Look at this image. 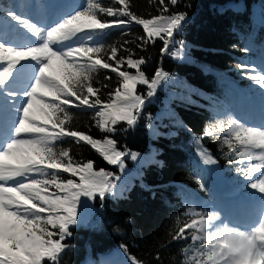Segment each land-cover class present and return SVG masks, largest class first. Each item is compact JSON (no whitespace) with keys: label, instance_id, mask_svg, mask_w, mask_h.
<instances>
[{"label":"snow or ice","instance_id":"obj_1","mask_svg":"<svg viewBox=\"0 0 264 264\" xmlns=\"http://www.w3.org/2000/svg\"><path fill=\"white\" fill-rule=\"evenodd\" d=\"M178 2L157 0L158 14L145 18L131 10V0H110L109 5L83 0L43 26L15 6L7 10L9 24L0 27V264H60L69 247L65 240L79 224L81 198L103 200L117 187L119 176L96 170L90 159H74L68 148L58 147L60 141L70 137L76 144L83 142L121 170L124 157L138 158L139 153L120 150L111 134L121 122L134 127L146 100L170 75L157 68L149 77L142 70L146 58H134V50L127 47L134 42L106 46L101 39L113 27L135 23L144 33L136 38V48L144 50L159 39L166 52L187 20L185 12H170L169 6ZM21 25L26 31H20ZM20 36L27 42L17 43ZM172 55L181 58L180 50ZM101 70H110L118 80L114 88L103 84L109 89L106 98L101 87L94 86ZM249 78L264 89V68ZM138 85L147 86L146 95L138 92ZM9 98L18 103L8 104ZM71 108L94 110L95 126L105 135L96 138L72 130ZM220 133H227L223 144L230 162L241 165L237 172L264 199V124L249 126L228 118L205 131L217 139ZM200 156L205 164L216 163L206 150ZM186 215L188 221L171 237L190 241L181 249V264H264V211L244 230L226 223L216 211L189 207ZM121 247L127 253V247ZM129 259L140 264L135 257Z\"/></svg>","mask_w":264,"mask_h":264},{"label":"trees","instance_id":"obj_2","mask_svg":"<svg viewBox=\"0 0 264 264\" xmlns=\"http://www.w3.org/2000/svg\"><path fill=\"white\" fill-rule=\"evenodd\" d=\"M82 2L0 0V27L9 24L5 14L13 6L25 18L42 23L46 9L60 15ZM102 2L110 4V0ZM169 7L170 12H185L187 20L166 52L159 39L144 50L136 48V38L144 33L135 23L126 28L113 27L101 39L106 46H119L126 39L134 42L127 47L134 50V58H146L142 70L151 77L160 68L169 73L170 79L146 100L134 127L121 122L111 134L120 150L139 153L135 161L140 168L119 193L93 200L94 210L86 223L72 226L73 234L65 240L69 247L61 255L60 264H112L119 254L135 257L140 264H181V249L190 241H173L171 237L188 221L189 207L213 212L208 208L217 198L213 183L227 182L230 188L226 194L258 193L237 172L241 165L230 162L225 154L228 149L223 139L227 133H220L217 139L205 135V131L219 120L241 122L242 112L248 110L264 112V89L249 78L264 68V0H179ZM159 8L157 0H131V10L145 18L158 14ZM19 27L21 32L26 31ZM11 35L15 38V33ZM26 42L23 36L17 39V43ZM177 50L181 58L172 55ZM120 54L126 55L123 50ZM251 68L256 71L247 70ZM105 75L112 79L104 80ZM103 84L116 87V75L110 70L96 74L94 86L101 87V96L106 98L109 89ZM138 92L146 95L147 86L138 85ZM9 100L8 104L17 103ZM70 112L73 119L68 126L72 130L86 131L96 138L105 135L95 126L94 110L71 108ZM60 146L68 148L76 160H92L96 170L118 173L117 167L83 142L76 144L69 137L60 141ZM205 150L216 161L210 169L204 168L200 156ZM123 159L128 167L135 165L130 155ZM259 203L256 207H261ZM121 245L127 247V253Z\"/></svg>","mask_w":264,"mask_h":264},{"label":"rangeland","instance_id":"obj_3","mask_svg":"<svg viewBox=\"0 0 264 264\" xmlns=\"http://www.w3.org/2000/svg\"><path fill=\"white\" fill-rule=\"evenodd\" d=\"M45 14H46L45 18H44V20H42V22H44L42 24V26L50 24V21L53 22L57 16L54 13L53 9L52 10L46 9ZM8 101H11V100L8 99ZM17 103H18V101H17ZM10 104H12V103H10ZM248 111H250V110H248ZM245 115H246L245 112H242L241 118H243V119L241 121L246 123L247 125L259 126L261 124H264V115H262L260 111H257L256 113L254 112V114L252 111H250L248 114V118ZM244 117H246L247 120ZM252 123H254V124H252ZM124 165H125V167L123 170H121L119 168V166H117V165H112V166L118 168V173H115V172L109 170V172L114 173L115 176L120 177L119 180L115 181V183L117 184V187H116L114 193L110 194L112 196L119 193L121 186L124 183H126L127 181H129L132 177L137 175V172L140 168L139 164L136 161H135V165L133 167H128L126 165L125 161H124ZM203 166L205 169H210L211 166H214V164L203 163ZM212 185H213L214 191L217 194L216 195L217 198L214 199L213 202L209 205V209L216 211V212H219L222 220H224L226 223H230L231 226L239 227L241 230H244L260 215V213L262 211H264V199H261V195H262L261 193L258 192L254 195H250L251 198L249 200H246L250 204L242 203V204L238 205V208H237V206H231V208H230V205L225 204L223 202L224 198L223 197L221 198V195H218L217 184L213 183ZM258 200L262 201L261 203H259V206H261V207H256L257 206L256 202ZM250 206H251V208L248 209V207H250ZM93 210H94L93 200L88 199L86 197H82L81 198V205L78 208L79 224H85L86 221L88 220V218L90 217V215L92 214ZM112 255H114V254H112ZM113 261L114 262L112 264H115L116 261H121L123 264H131L129 257L124 255V254L117 255V258H115V260H113Z\"/></svg>","mask_w":264,"mask_h":264}]
</instances>
